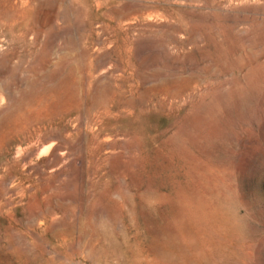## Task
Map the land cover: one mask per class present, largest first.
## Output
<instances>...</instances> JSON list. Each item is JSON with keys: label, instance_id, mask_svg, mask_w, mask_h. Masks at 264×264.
Returning <instances> with one entry per match:
<instances>
[{"label": "rangeland", "instance_id": "rangeland-1", "mask_svg": "<svg viewBox=\"0 0 264 264\" xmlns=\"http://www.w3.org/2000/svg\"><path fill=\"white\" fill-rule=\"evenodd\" d=\"M0 264H264V0H0Z\"/></svg>", "mask_w": 264, "mask_h": 264}]
</instances>
